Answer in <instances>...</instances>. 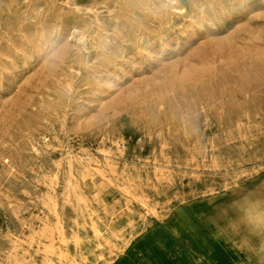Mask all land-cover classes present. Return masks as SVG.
<instances>
[{"label": "rangeland", "instance_id": "obj_1", "mask_svg": "<svg viewBox=\"0 0 264 264\" xmlns=\"http://www.w3.org/2000/svg\"><path fill=\"white\" fill-rule=\"evenodd\" d=\"M127 238L264 264V0H0V264Z\"/></svg>", "mask_w": 264, "mask_h": 264}, {"label": "bare ground", "instance_id": "obj_2", "mask_svg": "<svg viewBox=\"0 0 264 264\" xmlns=\"http://www.w3.org/2000/svg\"><path fill=\"white\" fill-rule=\"evenodd\" d=\"M2 1V0H1ZM5 4L7 5V9L8 11L11 9L10 7V3L8 1H5ZM215 20V19H214ZM156 21V20H155ZM76 33H77V39L78 40H83L84 39V32L82 30V28L80 27H76ZM59 32V31H58ZM252 67V66H251ZM67 80V79H66ZM11 137V136H10ZM164 147V146H162ZM163 149V148H162ZM71 168V166H70ZM98 170V169H97ZM95 171V170H94ZM104 171V170H103ZM107 173V172H106ZM102 177V176H101ZM103 178V177H102ZM78 179V178H77ZM106 180V179H105ZM109 180V178H108ZM112 185V184H110ZM113 186V185H112ZM108 188V187H107ZM75 189V188H74ZM67 196V195H66ZM81 198V197H80ZM80 200V199H79ZM138 200V199H137ZM81 201V200H80ZM53 202V201H52ZM57 205V203H56ZM85 205V204H84ZM141 205V204H140ZM57 207V206H56ZM47 208V207H46ZM144 208V207H143ZM50 209V207H49ZM146 209V208H145ZM59 212V211H58ZM147 213V212H146ZM153 213V212H152ZM57 214V213H56ZM59 215V213H58ZM60 216V215H59ZM64 226V225H63ZM61 226V227H63ZM55 227H58V226H54ZM130 227V226H129ZM55 229H58V228H55ZM61 229V228H60ZM92 230V229H91ZM60 231V230H58ZM62 231V230H61ZM93 231V230H92ZM72 232V231H71ZM54 233V231H53ZM63 233V232H62ZM134 233L136 232H133L132 233V236L134 235ZM46 234V233H45ZM36 235V234H35ZM34 235V236H35ZM41 235V234H40ZM47 235V234H46ZM49 237V236H48ZM131 237V236H130ZM63 238V237H62ZM74 239V238H73ZM68 241V240H67ZM105 242V241H104ZM130 242V238H127L125 240H123V243L120 245V246H115V245H111L109 248H108V252L107 254L105 255H102L101 259H102V264H112L113 262L116 261V259L119 257L120 254H122L124 251H125V248L126 246L128 245V243ZM51 243V242H50ZM76 244V243H75ZM48 245V244H47ZM46 246V245H45ZM52 248V247H51ZM12 249H13V253H11V256H10V262L12 264H22V260L20 258L21 255H19V253H17L16 251V247L15 246H12ZM52 255V254H51ZM58 257H59V260L61 262V264H82L83 260L81 259L82 256L81 254L79 253H76V254H67V253H63V252H59L58 253Z\"/></svg>", "mask_w": 264, "mask_h": 264}, {"label": "crops", "instance_id": "obj_3", "mask_svg": "<svg viewBox=\"0 0 264 264\" xmlns=\"http://www.w3.org/2000/svg\"><path fill=\"white\" fill-rule=\"evenodd\" d=\"M125 253V251L119 255V257L116 259L115 262H113L112 264H121V259L123 258V254Z\"/></svg>", "mask_w": 264, "mask_h": 264}]
</instances>
